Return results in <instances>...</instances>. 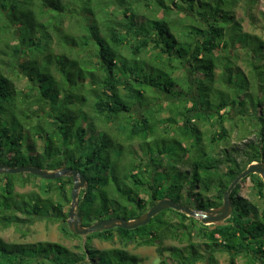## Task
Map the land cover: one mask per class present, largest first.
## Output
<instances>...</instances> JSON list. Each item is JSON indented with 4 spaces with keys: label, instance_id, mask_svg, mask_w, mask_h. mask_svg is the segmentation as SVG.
Masks as SVG:
<instances>
[{
    "label": "trees",
    "instance_id": "16d2710c",
    "mask_svg": "<svg viewBox=\"0 0 264 264\" xmlns=\"http://www.w3.org/2000/svg\"><path fill=\"white\" fill-rule=\"evenodd\" d=\"M243 1L0 0V163L22 167L26 165L20 158H29L35 163L32 166L57 171L68 163L60 158L51 160L52 155L64 152L71 156L67 168L78 170L88 180L87 188L80 191L78 205L84 226L117 217L118 211L126 220L136 219L164 198L184 205L182 190L187 183L189 194L198 202L195 209L221 207L231 183L250 164L264 163V42L242 31L235 11ZM69 19L76 20L82 34L69 36L64 32ZM54 39L62 48L58 54L50 51ZM238 50L249 54V74L235 64ZM82 52L86 55H80ZM43 61L54 83L62 85L66 81L64 94L38 85L32 77L37 68L29 67V73L21 70L23 65L28 67L27 62ZM183 71L194 79L198 102L188 107V102L180 100L173 108L170 104L175 102L162 95L189 94L188 75H179ZM21 73L32 77L31 87L25 90L18 88L11 77L14 74L21 79ZM74 79L81 92L78 100H71L68 94L74 90L70 85ZM137 105L146 109L142 117L133 113ZM195 110V117L199 114L205 121L215 119L218 131L211 144L220 141L225 145L219 152L220 159L215 158L217 146L212 149L205 144L204 133L191 115ZM235 110L237 117L232 115ZM164 112H170L169 117L160 119L158 115ZM246 118L254 122L255 140L245 148H229L230 130L224 124L229 122L236 128L238 120ZM158 125L182 137L183 142H174L185 150L183 157L172 145L167 146L170 139L157 130ZM125 133L127 146L116 139ZM153 136L154 141H149ZM114 150L118 151L115 160ZM184 160L192 168L186 172H191L190 177L186 175V182L176 177L170 180L169 165L175 170ZM154 173L166 181L154 184L150 176ZM16 175L0 173V227L53 217L65 224L66 235L81 244L74 251L59 243H9L0 237V264H105L100 258L102 251L91 246L95 236L110 241L117 236L124 246H157L160 255H171L169 261L164 259L160 264H193L201 258L191 240L194 231L205 239L208 250L222 246L234 252L252 251L250 262L264 264V209L260 214L253 211L250 202L239 196L241 185L250 179L264 199V182L257 174L243 179L232 191L234 211L223 224L206 226L167 209L144 227L91 234L85 245L66 225L69 212L65 208L71 204L73 178L45 180L24 173L20 187L36 181L39 191L17 195L16 201L9 203L7 197L16 194ZM42 180L49 184L44 185ZM194 188L197 193H191ZM213 189L217 191L216 201L204 195ZM51 193L58 195L55 201ZM172 193L175 197L168 195ZM23 197L33 205L18 199ZM45 202L50 207L47 212L43 209ZM142 229L145 233L140 232ZM169 238H183L189 243L183 248L162 247ZM26 246L32 249L28 252ZM112 251L122 253L118 264H125L126 259L131 264L141 262L123 248Z\"/></svg>",
    "mask_w": 264,
    "mask_h": 264
},
{
    "label": "rangeland",
    "instance_id": "374dc122",
    "mask_svg": "<svg viewBox=\"0 0 264 264\" xmlns=\"http://www.w3.org/2000/svg\"><path fill=\"white\" fill-rule=\"evenodd\" d=\"M70 10L73 11V9H71V8H70ZM235 16L241 22L243 32L251 34V35H255L256 37H259L258 39H260L261 41L264 42V0H256L255 3H252V4L250 2L248 3V0H244L236 9ZM28 19L30 20L31 17H29ZM28 19H26L25 21H28ZM64 32L66 34H68L69 36H78V35L82 34V33H80V29L78 28V25H77L75 19H71V20L69 19L65 23ZM52 50L55 51L56 54L62 52V48L59 46L57 39L53 40V45H52V48L50 51H52ZM45 54H47V52ZM80 55H86V53L82 52V53H80ZM45 56L46 55H43V57H45ZM249 58H250L249 54L247 52H245V50L236 51L235 64L238 67H241V69L245 73H248V74L250 72V70H249L250 66L248 65ZM46 64H47L46 61H43L40 64H33V63L30 64L29 62H27L26 65L28 67L23 65L25 68H21V70H25V72L29 73V71H28L29 67H30V69L37 68L36 72H35L36 76H32V77L35 79V81L38 85L43 84L47 89L52 90V93L58 92V93L64 94L63 93V91L65 89L64 84H66L65 83L66 81L63 80L62 85L64 87H62V85H60V84L54 83L52 81V77H51V79L49 78V73L45 69ZM218 73H219V70H217V75H218ZM181 74H184V75L186 74L189 77V81H190L189 94L188 95L186 94L183 97H174V96L167 95V94L162 95V97L164 99L169 100L171 102H175V103L170 104L173 108L177 106V104H178L177 101H180V100H182L184 102H188V107H192L193 105H196L198 102L197 101V87H196V84L194 82L192 75L189 73H186L184 71L179 72V75H181ZM22 75L23 74L21 73V75L19 76L21 79H18L17 76H15L14 74L11 77L14 81V84H16V86L18 88L25 90L28 87H31L32 77L29 74H28V78H26ZM184 75H182V76H184ZM74 81H75V79L72 80V82L70 83V85L74 87V90L72 89L73 95L71 94V92H69L68 94L70 95L69 97H71V100H73V99L78 100L81 92H80V89L78 87H76V85L73 83ZM76 82H77V80H76ZM217 87L219 89L221 88L220 85H217ZM84 88H87L86 93H88V91L90 90L88 88V86L85 85ZM144 103H147V102L144 101ZM145 110L146 109L142 108L140 105H137L134 107L133 113L135 114V116L142 117ZM197 111L198 110H195L193 113H191V115L194 116V118H195L194 122L197 124V126L204 133L205 144L209 145L208 147H211L212 149H213V147L215 148L217 146V148H215V150H216L215 151V155H216L215 158L220 159L219 152L225 145L223 143H221L220 141H217L215 144H211V139H212L214 133L218 131V129L215 128L216 127L215 119L212 118V121H205V120H202V118H199V116H200L199 114H198V117H195ZM237 112H238L237 110L233 111L232 115L237 117L238 116ZM169 115H170V112H164V113L159 114L158 117L160 119H165V118L169 117ZM179 119H181V118H179ZM253 123L254 122L251 123V121L248 118H246L245 121L239 119L238 120V127H236V128H232V125L229 122L225 123L224 124L225 127L230 130V138H229V143L227 146L229 148H231L232 146H236V147L238 146L241 148H245L246 144L254 141L255 136H256L255 135L256 132L254 130ZM105 128L108 129L109 131L112 129V128H110V126H105ZM163 128H164V126L158 125L157 130L160 133L163 132L164 137H167L168 139H170V141L166 143L167 146L169 147L170 145H172L175 149L176 154L183 157L185 150H182L174 142V141H178V142L182 141L183 142L184 140L182 139V137L179 135H174V133H170L169 131L162 130ZM171 130L172 129H170V131ZM165 132H166V135H165ZM155 137L156 136L150 137L149 141H151V142L154 141ZM116 139L120 140V142L123 141L124 145L127 144L126 133L124 135H120ZM173 142H174V144H173ZM158 143L161 144L160 142H158ZM125 146H127V145H125ZM136 147H137V145H136ZM68 148H69V146H68ZM88 148H89V146H88ZM128 151H129V146L126 147V155L128 154ZM117 153H118L117 150L113 151L112 155H114L113 156L114 160L116 159L115 155H117ZM192 154H194V152H192ZM80 155H81V151H79V153H78V156H80ZM136 157H137V159H139L140 153ZM59 158L62 159V161L67 160V163H68L67 167L70 166L69 164H70V162H72L71 156H68L64 152L60 155L59 154L57 155V153H54L52 155L51 160H59ZM243 158H244L243 156H238L239 160H243ZM20 159H21L20 161H23L21 163L22 165L32 166V164H35L31 160H29V158H25V159L20 158ZM185 162L186 161L184 160V162L177 165L175 170H173V167H171V165H169L168 169H169V172H171V174L169 175L170 180L173 181L174 178L176 177V178H179L182 182L187 181L186 172L192 171L191 170L192 168L190 167V165L184 164ZM33 167H37V166L33 165ZM129 167L130 166H128L127 168H129ZM45 170H47V167H45ZM181 173H183V174H181ZM23 174L24 173L17 174L14 177L16 184H17L16 190H15L16 194L14 196L7 197L9 203H13L14 201H16L17 195L25 196V195H28L31 193H37L39 191L37 186H35L36 181H32L30 184H28L25 187H20V183L24 177ZM190 175H191V172H189V175H187V176L190 177ZM150 176H151L152 182H154V184L157 183L158 185H160V184H162L160 182H162V180H165V178L162 175H160L159 173H154V174H151ZM66 177H68V176H66ZM37 183L41 184V181L37 180ZM42 183L44 185L49 184V183L45 182L44 180H42ZM188 185L189 184L187 183L184 186V189L182 190V196H183L182 201H183L184 205H187V206L195 209V206L197 205L198 202H197V199L193 196V194H189V192H188L189 186ZM40 190L42 193H44L43 189L40 188ZM200 191H201V188H200ZM195 192L197 193L198 189H195V191L194 192L192 191L191 193H195ZM40 195L43 199L46 198V196H44L42 194H40ZM168 195L175 197L174 193L168 194ZM204 195L206 197H208V199H210L211 201H216L215 197L217 196V191H216V189H213L210 192L205 193ZM51 196H52L54 201L58 198V195H56V194L54 195L51 193ZM239 196L247 199L250 202V204H251L250 207L253 211H257L260 214L261 211L264 209V199L259 197V195L257 194V190L254 187L252 181H250V179H247L246 182L241 185V189L239 191ZM141 198L147 199V196L145 194H141ZM18 199H20L22 201H27L29 205H33V202H31L30 199H28V198L23 197V198H18ZM168 199H170V198H168ZM3 206L5 207L4 204H3ZM70 207H71V204L66 205L65 211L69 212ZM49 208L50 207H49V205L46 204V202L43 203L44 212H47ZM117 214L119 217L124 218L123 212L118 211ZM172 219H173V221L177 220L176 217H173ZM206 226H208V225H206ZM65 227H66L65 224L57 221L53 217H48V216L42 217L41 216V217H36V219L34 220L33 223L27 222V223H23V224H19V225L11 224L7 228L0 227V237L9 243H23V244L38 243V242L59 243L65 247H68L74 251H77L76 247L81 244V241L79 239H76L74 237L66 235L63 232V228H65ZM140 232L145 233V230L142 229V230H140ZM191 238H192L191 239L192 243L197 245L198 252L200 254L199 256L201 257L199 260H197L193 264H231V262H233V264H260L259 261H255L253 263L250 262L249 258L253 257V255H254V252H252V251H249V253H248V252H245V250L240 249L238 252H234V251H231L228 248H224L222 246H216L212 250H208V248L205 245V239L203 237H201L197 233V231L193 232ZM188 243H189V241L186 239H183V238H181L180 240L169 238L166 241H164V243L162 244V247H164V248H171V247L183 248V247H186L188 245ZM91 246L94 249L102 251L100 258H102L103 261H105V264H118V262L120 261V257L122 255V253L120 255L119 252H113L112 249H114V248H118V249L123 248L126 251H128L131 255L137 256L141 261L139 264H160V262L163 261L164 259H166L168 261H169V259H171V255L168 252H164L163 255H160L157 246H139L136 243H131V244H128L127 246H124L117 240V236L115 237L114 241H110V240H107L105 238L95 236L93 238ZM31 249H32V247H28V246L24 247V250H27L28 252ZM170 263H172V262H170ZM125 264H131V263L126 259Z\"/></svg>",
    "mask_w": 264,
    "mask_h": 264
},
{
    "label": "water",
    "instance_id": "95a60500",
    "mask_svg": "<svg viewBox=\"0 0 264 264\" xmlns=\"http://www.w3.org/2000/svg\"><path fill=\"white\" fill-rule=\"evenodd\" d=\"M0 173L3 174H22L29 173L38 176L45 180H55L64 176H70L73 178V189L71 192V207L69 210V217L67 220V226L69 230L76 236L83 239L85 245L87 237L94 233H101L109 231L115 228H121L124 230H134L139 227L148 225L152 218L159 215L161 212L167 209L175 210L183 213L188 217L198 219L203 225H215L223 224L232 215L234 211V205L230 200V195L235 187L245 178L250 175L257 174L264 182V163H252L245 171H243L229 186L228 190L224 194L223 204L216 209H208L206 211H200L193 209L187 205L176 204L172 199L164 198L154 203L151 208L142 214L140 217L133 220H126L121 217H114L110 219H104L93 223L90 226L83 225V218L78 215V205L80 199V191L87 188L88 180L78 170L72 168H61L57 171H48L39 167L22 166L11 168L6 164L0 163Z\"/></svg>",
    "mask_w": 264,
    "mask_h": 264
}]
</instances>
